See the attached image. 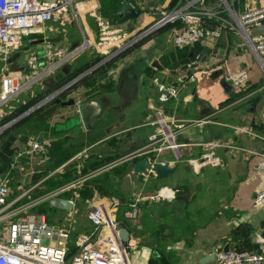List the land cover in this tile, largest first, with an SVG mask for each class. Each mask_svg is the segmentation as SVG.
Returning <instances> with one entry per match:
<instances>
[{
    "label": "crops",
    "instance_id": "obj_1",
    "mask_svg": "<svg viewBox=\"0 0 264 264\" xmlns=\"http://www.w3.org/2000/svg\"><path fill=\"white\" fill-rule=\"evenodd\" d=\"M93 1L111 26L129 34L127 47L112 57L102 59L95 51L98 26L89 15V3L76 13L54 17L44 32L25 36H31L30 42L23 40L20 49L5 59L0 52V78L10 74L23 84L21 91L0 104V139L14 141L0 153V178L14 193L27 192L20 202H36L30 214L43 215L55 231L51 243L67 250L91 231L87 212L101 204L129 231L127 264H217L210 256L215 247L264 252V242L256 241L258 236L264 239V199L254 201L264 189V172L254 168L264 153V56L261 66L240 35L230 30L182 48L188 51L185 58H172L170 33L179 24L151 28L157 20L154 14L159 13L158 0H118L117 10L124 2L144 9L133 21L123 23L118 22L117 10L105 14L111 9L109 0ZM258 6L264 7V0L232 4L239 12ZM85 41L87 46L60 66L40 61V75L25 83L26 60L32 52H25L24 58L21 53L30 46L44 49L50 42L70 51ZM196 55L205 68L194 72L176 99L162 105L164 134L169 139L162 141L160 133L151 140L159 130L151 122L161 106L154 80L169 82L188 75L183 64ZM19 57L25 60L20 62ZM97 58L96 63H105L56 96L97 104L87 123L71 126L75 106L55 103L56 97L43 100ZM239 68L247 70V84L237 88L228 83L225 88V73ZM103 73L108 76L99 78ZM33 99L38 102L18 113ZM192 119L204 122L188 123ZM31 141L41 142L42 150H32ZM208 143L214 145L217 163L194 171L188 160L208 151ZM145 157L176 169L163 179L156 172L134 174L133 163ZM128 174L132 192L122 189ZM162 188L173 196L147 198ZM56 191L57 195L44 199ZM136 196L142 199L132 217L129 204ZM54 197L71 201V208L50 206ZM52 213L56 218H51ZM60 229L67 237L59 235Z\"/></svg>",
    "mask_w": 264,
    "mask_h": 264
},
{
    "label": "built area",
    "instance_id": "obj_2",
    "mask_svg": "<svg viewBox=\"0 0 264 264\" xmlns=\"http://www.w3.org/2000/svg\"><path fill=\"white\" fill-rule=\"evenodd\" d=\"M161 18L157 19L151 28H158L167 23H178L173 26L170 33V41L174 47L185 48L195 45L206 37L218 38L222 31H233L240 35L242 41L252 50L263 66L264 56V7H253L245 11H236L232 4L235 0H158ZM165 2V4H164ZM231 2V3H230ZM89 3V15L98 26V40L95 43V51L102 58L107 59L122 51L129 44V34L122 28L110 25L108 19H104L97 11L93 0H0V52L5 59L9 52L20 49L23 38L32 32H44L46 24L54 17H63L69 12L76 13ZM127 10L136 8L139 13L144 9L138 5L127 2ZM123 4V3H122ZM116 16H122L118 9ZM207 24L214 27L210 28ZM88 44L85 41L81 46L67 51L65 47L55 48L47 42L44 54L39 56L32 52L26 60L27 80L31 81L39 74V63H49L60 66L62 63L80 53ZM10 53V54H12ZM189 74L177 75L169 82L154 80L157 89V100L160 107L156 111L155 119L151 122L159 125L158 133L150 136L156 140L161 133L162 141L169 139L165 133L166 120L162 114V105L170 99H176L186 82L194 76V72L201 66V57L194 56L183 64ZM224 80L232 87L241 88L248 82V72L244 68L228 71ZM25 86V85H24ZM23 88V84L10 74L0 78V104H3L16 95ZM204 119L189 120L188 123L200 124ZM32 150H42L43 144L31 141ZM208 151L197 158L188 160L194 171H198L206 163H217L212 143H208ZM19 153L17 156H20ZM151 162L146 171L154 172ZM254 168L264 172V153L259 155ZM72 183L70 186H74ZM64 190V189H62ZM58 191L44 197L50 198L57 195ZM27 192L14 193L7 180L0 178V224H6V231L0 233V264H127V245L118 234L115 217L110 210L103 205L92 207L87 212V219L91 225V231L80 236L75 241V250L67 258L65 245L52 244L51 239L55 233L49 226L43 215L35 217L30 213V207L36 202L26 199ZM172 193L165 188L149 195V200H159L172 197ZM142 198L136 196L129 204L131 216L138 211L137 204ZM264 199V189L255 194L254 201L261 202ZM62 237L67 234L61 229L58 231ZM256 241L263 243L262 236ZM213 256L217 264H264V252L257 250H225L222 247L213 249Z\"/></svg>",
    "mask_w": 264,
    "mask_h": 264
},
{
    "label": "water",
    "instance_id": "obj_3",
    "mask_svg": "<svg viewBox=\"0 0 264 264\" xmlns=\"http://www.w3.org/2000/svg\"><path fill=\"white\" fill-rule=\"evenodd\" d=\"M127 4H128L127 2H124L123 4H121V12L123 15L120 16V19L118 20L119 23H123L129 19H135L139 16V10H137L136 8H130L128 11H126L127 10ZM154 18L160 19L161 14L160 13L154 14ZM207 26H209L210 28L214 27L211 24H207ZM103 63H105V62L95 63L90 68L86 69L84 71V73H80L72 81L67 83L65 85V87H62V89L59 90L57 93H53L52 95H50L49 97L44 99L43 102L47 101L48 99L55 98L62 90L66 89V87H69L68 85L77 81L78 79H80L85 74L93 72L94 70L99 68ZM107 76H108V73H103L100 75L99 78H105ZM223 85L225 88L229 87L228 83H224ZM41 103H42V101H41ZM55 103H59L62 106H75V114L77 115L76 118L78 120L76 123L77 125H79L80 123H83V124L87 123L88 119L90 118V117H88L89 113L94 111L95 107L97 105L96 103H92V102L77 104L75 99H73V98H69L67 100L62 101L58 97L55 98ZM153 161H154V158H152V157L146 158L145 157V158H142V159L134 162L133 167H132L133 173L134 174H143L146 170H148L150 168L151 162H153ZM175 169H176L175 166H171V165L166 164V163H154V165H153V170L157 173V177L160 179L166 178L169 174H172L175 171ZM130 179H131V177L129 174L123 178L122 189L127 191V192H132ZM49 204L52 207H59V208H64V209H69L72 206L71 201H69L67 199H63V198H58V197H54V198L50 199ZM115 223H116V226L118 229V234H119L120 239L123 242H128L130 236H129V231L126 228L125 224L122 222H118V221H115ZM225 250H227V249H225ZM209 254H212V253H209ZM210 256H213V255H210Z\"/></svg>",
    "mask_w": 264,
    "mask_h": 264
},
{
    "label": "rangeland",
    "instance_id": "obj_4",
    "mask_svg": "<svg viewBox=\"0 0 264 264\" xmlns=\"http://www.w3.org/2000/svg\"><path fill=\"white\" fill-rule=\"evenodd\" d=\"M134 19H129L128 20V22H130V21H133ZM29 39H31V36H29V37H24V42L25 43H29L30 42V40ZM30 48H32L31 50L30 49H28L27 51H24V52H22L21 53V56H23V58L25 57L24 56V53L25 52H35V53H37L39 56H42L43 54H44V49L43 48H40V49H34L33 50V48H34V46L33 47H31L30 46ZM10 53H12V52H9L8 54H10ZM186 53H188V51L187 50H185V49H182V48H177V47H174V46H172L171 48H170V50H169V54H170V56L172 57V58H176V59H182V58H185L186 57ZM1 56H3V54H1ZM20 58L21 57H19L17 60H19L20 61ZM21 59V61L20 62H23L25 59ZM49 65V64H48ZM46 66H47V64H46ZM42 68H43V66H42ZM39 69H41V67H39ZM5 71H6V69H5ZM88 84V83H87ZM24 99L26 100V98L24 97ZM34 101H36V103L38 102V100H35V99H33L32 101H28L27 103H29V104H27L26 105V107L24 108V110L25 109H27V108H29V107H31V105H32V103L34 102ZM23 110V111H24ZM14 113V112H13ZM12 113V114H13ZM15 114H17V113H15ZM77 115L76 116H74L73 118H69V122H68V124L69 125H75L76 123H77ZM76 118V119H75ZM79 123V122H78ZM1 142H2V145L0 146V153H2L5 149H7L9 146H11L12 144H13V140L11 141V140H6V141H2V139H0V144H1ZM45 208H44V210L43 211H46L47 210V206H44ZM37 213V212H36ZM30 214V213H29ZM35 216H37L36 214H35ZM51 218H56V215L54 214V213H52V216H51ZM55 220V219H54ZM6 228H7V225L6 224H0V233L1 232H3V231H6Z\"/></svg>",
    "mask_w": 264,
    "mask_h": 264
},
{
    "label": "trees",
    "instance_id": "obj_5",
    "mask_svg": "<svg viewBox=\"0 0 264 264\" xmlns=\"http://www.w3.org/2000/svg\"><path fill=\"white\" fill-rule=\"evenodd\" d=\"M109 5H111V9H110L108 12H105V14L114 13V12L117 10V8L120 6L118 0H109ZM117 18L120 19L119 16H118ZM98 61H100L99 58L95 59V60H94V63H92V65L95 64V63L98 62ZM84 69H85V67L79 68L75 75L79 74V73L82 72ZM75 75H74V76H75ZM67 80H69V79H67ZM33 103H36V101H34ZM23 110H24V109L19 110L18 113H22ZM25 110H26V109H25ZM1 168H2V167H0V170H1ZM74 250H75V245L72 246L69 250H67V258L73 253Z\"/></svg>",
    "mask_w": 264,
    "mask_h": 264
}]
</instances>
